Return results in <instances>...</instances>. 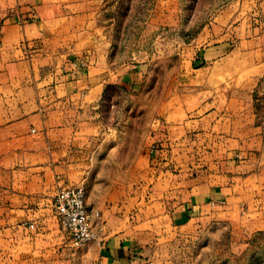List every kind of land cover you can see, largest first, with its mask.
<instances>
[{
	"label": "crops",
	"instance_id": "0c3cea01",
	"mask_svg": "<svg viewBox=\"0 0 264 264\" xmlns=\"http://www.w3.org/2000/svg\"><path fill=\"white\" fill-rule=\"evenodd\" d=\"M103 4L0 0V264H194L264 233V0L217 11L160 95ZM77 186L97 240L73 249L52 201Z\"/></svg>",
	"mask_w": 264,
	"mask_h": 264
},
{
	"label": "rangeland",
	"instance_id": "374dc122",
	"mask_svg": "<svg viewBox=\"0 0 264 264\" xmlns=\"http://www.w3.org/2000/svg\"><path fill=\"white\" fill-rule=\"evenodd\" d=\"M230 1L103 0V9L107 17L116 19L119 31L124 33L115 37L117 46L121 47L118 59L129 56L137 60L149 54L153 59V72L144 90L160 95L169 89V66L173 67L181 56L185 57V48L195 43V38L209 35V22ZM207 39L205 43L210 38ZM153 98L148 104L154 103ZM254 100L257 123L264 130V78L255 91ZM145 120L140 118L138 123ZM205 238L194 253L197 258H193L194 264H264V233L245 237L240 243L234 242L227 229L218 236Z\"/></svg>",
	"mask_w": 264,
	"mask_h": 264
},
{
	"label": "built area",
	"instance_id": "2783aa9c",
	"mask_svg": "<svg viewBox=\"0 0 264 264\" xmlns=\"http://www.w3.org/2000/svg\"><path fill=\"white\" fill-rule=\"evenodd\" d=\"M85 198L84 187L77 186L58 190L52 201L59 230L73 249L97 240L93 219L98 213L88 210Z\"/></svg>",
	"mask_w": 264,
	"mask_h": 264
}]
</instances>
